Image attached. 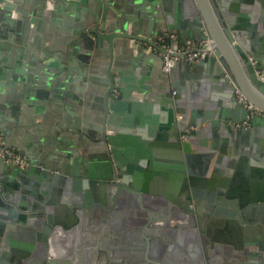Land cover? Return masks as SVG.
<instances>
[{
    "label": "water",
    "instance_id": "water-1",
    "mask_svg": "<svg viewBox=\"0 0 264 264\" xmlns=\"http://www.w3.org/2000/svg\"><path fill=\"white\" fill-rule=\"evenodd\" d=\"M41 1L47 9L58 3L65 11L72 10L78 2L88 3V0ZM95 1L101 8L105 4V0ZM142 1L144 4L146 0ZM210 3L221 26L207 11ZM146 4L149 7L146 33L143 21L140 23L135 14L126 13L115 21L106 18L94 28L81 25L73 40L77 44L82 41L86 50L91 51L95 37H101L111 50L102 84L105 108L100 135L94 137L91 130L83 129L77 114L66 130L69 134H88L93 141L85 138L84 143L97 149L80 147L68 139L64 150L44 153L21 148L19 151L30 160L24 167L0 156V264H70L73 249L68 243L77 240L75 231L80 227L76 224L77 213L82 214L87 207L92 211L98 208L99 185L112 178L119 180L108 183L139 195L142 202L139 208L150 212L153 220L167 222L172 233L179 232V227L185 224L181 217L195 218L194 211L199 212L202 201L199 196L203 194L213 200L218 197L215 204H208L216 210L212 221L221 214L227 221L222 224L220 219L216 229L209 231L213 241L203 235V248L198 242L190 256H185L187 264H264V115H251L237 94L240 89L264 109V79L260 77L264 71V0H147ZM163 18L166 28L178 34L175 49L188 38L211 39L214 53L193 62L177 60L166 77L162 75L170 90L162 100L163 119L156 123L165 132L173 158H160L145 169L131 163L123 167L118 147L122 143L118 136L122 134L114 127L115 117L110 113L123 105L120 99L127 96L115 74L116 41L122 39L125 45L129 41H147L153 46L150 31ZM0 20L2 35L4 24L12 20L2 16V12ZM23 23L26 20L17 22L19 30ZM44 65L47 72L57 71V67L64 70L59 62ZM0 77H4L2 69ZM117 88L121 92L113 97ZM70 93L76 95L74 91ZM67 115L63 114L64 119ZM246 119L250 123L245 126L242 122ZM139 134L147 132L143 129L136 135L126 132L124 138L130 144L137 141L147 144ZM140 163L145 165L147 161L142 159ZM167 178L184 180L178 185L169 181L167 192L164 180ZM129 179H134L135 188L124 182ZM90 186L96 203L73 206L75 199L90 197ZM169 211L171 216L166 214ZM194 221V229H189L190 240L197 234ZM215 245L218 253L211 256V246ZM159 259L154 262L165 264Z\"/></svg>",
    "mask_w": 264,
    "mask_h": 264
},
{
    "label": "crops",
    "instance_id": "crops-1",
    "mask_svg": "<svg viewBox=\"0 0 264 264\" xmlns=\"http://www.w3.org/2000/svg\"><path fill=\"white\" fill-rule=\"evenodd\" d=\"M141 1L105 0L101 8L95 0H88L87 4L78 2L72 10L65 11L58 3L47 9L41 0H0L2 16L12 20L3 23L0 35V69L4 73V77H0V136L9 146L44 153L64 150L67 139L80 147L90 146L84 143L85 138L93 141L88 134H69L66 130L77 114L82 119L83 129L91 130L94 137L100 135L105 108L102 84L111 50L101 37H95L91 51L86 50L82 41L77 44L73 40L81 25L94 28L102 25L106 18L115 21L126 13L135 14L137 21H143V32H148L149 7L147 0L144 4ZM208 10L220 25L212 3L207 6ZM21 19L26 23L21 24L22 30H19L17 22ZM162 30L169 31L164 18L150 32L155 37ZM17 37L20 40H16ZM49 62H59L64 70L59 71L57 67V71L47 72L44 64ZM114 66L116 77L127 94L120 99L124 104L110 111L115 117L114 127L123 135L118 136L122 140L118 147L123 160L136 167L142 159L156 164L160 158H173L165 132L156 123L163 119L162 100L170 90L162 81L166 73L162 74L158 49L147 41H129L125 45L122 39H117ZM120 92V88L114 90L113 97ZM64 113L68 114L65 119ZM139 129L147 132V135L139 134L147 144L127 142L125 133L136 135ZM90 149L97 147L90 146ZM171 182L177 184L173 179ZM59 232L57 229L56 233ZM75 232L86 231L80 226Z\"/></svg>",
    "mask_w": 264,
    "mask_h": 264
},
{
    "label": "flooded vegetation",
    "instance_id": "flooded-vegetation-1",
    "mask_svg": "<svg viewBox=\"0 0 264 264\" xmlns=\"http://www.w3.org/2000/svg\"><path fill=\"white\" fill-rule=\"evenodd\" d=\"M121 164L123 167L128 166L123 160ZM137 164L145 169L152 163L147 161V164L144 165L139 161ZM117 170L120 171L119 168ZM106 180L107 183L99 185V200L97 201L99 207L93 211L87 207L83 209L82 214L77 213L79 220L76 224L82 226L89 233V236H85V232H78L77 240L75 238L74 242L68 243L69 248L73 249L72 256L69 259L70 264H156L154 261L158 257L160 263L187 264L185 256H190L191 252L197 247L198 242L203 248V235L213 241L209 231L211 230L212 233L216 229L218 223L220 224V219L222 224L227 221L226 216L221 217L223 214L220 217L216 215L217 219L215 218L212 221L216 210L215 207L208 204L210 202L215 204L214 202L218 197L213 200L202 194L199 196L202 200L199 212L194 211L195 218L181 217L185 224L179 227V232L172 233L168 230L170 226L167 222L162 223V220H153L154 218H152L150 212L139 208L142 203L139 200V195L127 189H119L113 183H108L110 180H119V178ZM164 180L168 192L169 181L172 179L167 178ZM183 180L173 179L179 184L183 183ZM124 182L129 186H134V179ZM88 189L90 197L86 198L87 200L85 198L83 200L75 199L73 206L77 207L79 204L89 206L95 202L94 189L91 186ZM185 198L188 200L189 196ZM191 198H193L192 195ZM191 206H193V203H191ZM166 214L171 216L172 212L169 211ZM193 221L197 227V234L193 235L194 238L190 240L191 233L189 229H194ZM73 224L75 223L73 222ZM209 224H212V228H209ZM183 229H186V231ZM83 238H86L87 244ZM191 244H194L193 249H189ZM210 245L208 244V246ZM217 247V245L211 246V249H213L211 256L217 255ZM153 257L156 259L153 260Z\"/></svg>",
    "mask_w": 264,
    "mask_h": 264
},
{
    "label": "built area",
    "instance_id": "built-area-1",
    "mask_svg": "<svg viewBox=\"0 0 264 264\" xmlns=\"http://www.w3.org/2000/svg\"><path fill=\"white\" fill-rule=\"evenodd\" d=\"M178 40L176 32H160L152 38L154 47L158 49L162 59V71L169 73L177 60L197 61L206 54L214 53V47L211 39L195 40L188 38L177 49L174 48L175 42ZM260 77L264 79V71L260 73ZM238 97L245 102V105L250 110L251 115H264V109L250 101L247 96L238 89ZM249 119L242 122L243 125H248ZM0 156L7 162H14L20 166H26L30 160L19 150L9 146L6 140L0 136Z\"/></svg>",
    "mask_w": 264,
    "mask_h": 264
}]
</instances>
